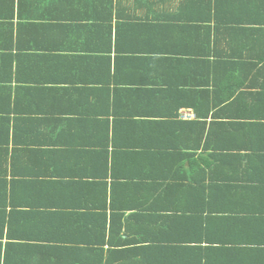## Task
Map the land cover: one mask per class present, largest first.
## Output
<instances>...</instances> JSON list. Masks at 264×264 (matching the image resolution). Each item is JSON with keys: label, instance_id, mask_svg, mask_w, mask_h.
<instances>
[{"label": "crops", "instance_id": "obj_1", "mask_svg": "<svg viewBox=\"0 0 264 264\" xmlns=\"http://www.w3.org/2000/svg\"><path fill=\"white\" fill-rule=\"evenodd\" d=\"M191 102L208 111L200 146L202 127L184 123L201 120ZM8 106L17 120L0 174V264L95 263L83 248L101 238V210L91 205L104 200L103 180L95 181L107 168L108 129L119 138L112 146L133 152L127 162L117 154L109 181L134 170L142 177L134 196L157 209L126 213L123 233L138 264H184L180 242L209 234L212 218L205 233L197 225L189 236L184 217L188 191L194 183L199 194L201 181L213 185L217 217H231L230 233H221L230 240L201 245L220 249L209 264H264V0H0V110ZM126 125L139 129L127 144ZM5 133L1 121L0 141ZM172 173L176 186L159 191L154 181ZM57 199L71 200L64 212L81 221L68 219L62 236ZM197 200L194 209L205 206ZM58 237L63 256L54 254ZM44 246L51 254L41 255ZM122 262L118 254L98 260Z\"/></svg>", "mask_w": 264, "mask_h": 264}, {"label": "trees", "instance_id": "obj_2", "mask_svg": "<svg viewBox=\"0 0 264 264\" xmlns=\"http://www.w3.org/2000/svg\"><path fill=\"white\" fill-rule=\"evenodd\" d=\"M190 105L194 106L195 109L197 110V114L199 116V118L201 117V120L198 121H183L186 125L185 126H196L199 125V128L202 127V129L200 130V135L197 137L196 139V143L197 145L200 146L201 144V140L204 136V130L206 128V121L208 118V111L204 112L200 107H197V102L196 103H190ZM177 112V111H176ZM1 116H0V120L4 123V125L6 126V133H5V142H7V146L3 149L0 148V164H3L2 162H4L5 167H4V172L0 173L1 175H4V177H6L7 173H8V169H7V165L10 161V159L12 158V154H10L9 149H8V142H9V138H10V129L12 127L13 124H15V121L17 120L12 119L11 116H16L14 115L13 110L8 106V108L6 109H1L0 110ZM1 121H0V133H1ZM132 125L134 126L136 124V121H131ZM195 122V123H194ZM191 124V125H190ZM17 125V124H16ZM3 126V125H2ZM139 130L138 128H132L130 125H126L125 126V134L126 132H128L131 136L132 140L126 139L124 138L126 144L128 142H131L134 140L135 135L134 132ZM157 131V127L155 129H153L154 131ZM158 132V131H157ZM175 132V130H174ZM178 130H176L175 133H177ZM163 131L161 133L158 134H162ZM125 136V135H124ZM173 136V134L171 135V137ZM176 140L179 138L180 140V136L179 135H175ZM107 137V141L105 146H103V150L105 152V165H106V171H105V175L103 176V179H99V181H95L97 185H102V180H103V184H104V193L103 192H99L98 196L102 197L104 196V200H102L103 205L99 206V202L101 201L99 198L96 199V202H92V207L97 208L98 210H101V214L100 217L102 219H100L99 223L101 222V226L99 227L98 232H101V238L95 237V236H91L89 238V245L87 248H83V249H88V259H94L95 263H91V264H98V260H103L105 257H109L111 254H118L119 257H121V260H123L124 262H122V264H138V262L136 260L139 259V255H136L135 257L133 255H131L133 253V248L129 247V245L131 244L130 242L132 240H129V235H127L126 239H125V232L124 228L125 225L128 226L127 224V220L126 218H130V216H127V212H131V214L134 215H138V212L144 211L148 208L152 209V210H156L154 209L151 205H149L147 203V198H143V199H139V195L141 194V192H137V196H134V191L132 189L133 186H137L139 185V183H137V180H140L142 177H138V175H136L135 173H130L129 171L125 170L124 173L122 174H118L115 175L117 178L112 179L109 181L108 177H109V169L111 168V166H115L116 162H117V154L120 153V157L118 159H123V162H127L128 160H130L131 156L133 155L132 150L131 152H128L126 149L121 150V152H119L120 150H118L119 148H117L119 146L118 144V140L117 137L113 136L111 138V134H110V130L108 129V132L106 134ZM170 138V137H169ZM173 139V137H172ZM172 139L170 138V140L172 141ZM4 141H0L1 144H5ZM117 147L112 146L113 144ZM4 147V146H3ZM194 151V150H193ZM182 152L187 155V153H185V151L182 150ZM135 154V153H134ZM189 155H193V153H189L187 156ZM3 160V161H1ZM112 167V171H113ZM204 171L205 175H208L207 169L206 168H202ZM210 168H208L209 170ZM105 176V178H104ZM93 178H99V177H94ZM176 180H179L178 176L175 173L170 174L168 177L163 178L164 182H157L154 181L155 184L158 185V189L159 191L161 190H170L172 189L174 186H176ZM205 181H207V177L204 178ZM213 178L210 176L209 177V182L212 181ZM59 183H62V181H60ZM116 188H122L121 192H123V195H115V190ZM213 188L212 184L206 183V182H202L201 184H199V186L197 187V190L200 189V193L199 194H195L196 192V186L194 185V183H192L190 190L188 191L189 193L187 194V200L184 202V211H185V215L184 217L187 219L188 224H187V233L190 236V233H192L191 230L194 229V226L197 225H201L204 233L207 231L208 226L207 223L208 221L212 218V220L214 222H216L214 225H212L211 231H209L208 235H205L203 237H199L197 238L195 241H191V238H186L185 241L180 242L185 244V251H186V257H185V262L184 264H209V261L211 259V255H214L216 253H218L217 251H219L220 249H216L213 248L212 246H210L211 244H208V246H201L202 243L205 240H208V242L210 243V241H214V242H219L220 240L222 241V243L230 240L229 235H227L226 237H228V239H224L223 236L224 233H230V228L231 225L226 224L225 222L230 220L231 221V217L229 216H225L226 218H218L217 217V213L215 212V210L210 208L209 205V199H213V195L209 194V190H211ZM216 188V186H215ZM7 189V186L4 188ZM175 190V189H174ZM6 194L8 193L7 190ZM161 200L163 201H168L169 198L168 197H163L162 195H160ZM203 197V199L206 201L205 206L198 208L196 207V209H194V203L198 202V198ZM120 200H125L123 202H120ZM70 201H66L65 203L70 205ZM65 203H63V200L57 199V204L55 205L56 207H58V212L57 214L60 216L57 219V229L59 231V235H61L62 231L65 230L67 227L65 226V222L69 219H71L74 222H80L81 221L77 218H75V212H70L69 214L64 212L66 209ZM94 203V204H93ZM201 203V202H200ZM147 204V205H146ZM12 208V207H11ZM178 210V209H177ZM162 211V210H159ZM209 215V216H207ZM11 216H9L10 219ZM183 218V217H181ZM8 219V221H9ZM7 222V217H5L4 219V223ZM180 222V221H179ZM10 223V222H9ZM94 224V223H92ZM80 227V226H79ZM82 228V226L80 227V229ZM128 231V230H127ZM190 232V233H189ZM128 233H130L128 231ZM220 236V237H219ZM35 237L37 239V241H39L40 243H44L42 242L43 239L41 237H39V235H32L31 238ZM216 238V240H214V238ZM67 240H70L68 238H66ZM51 240H57V246H54V248H56L54 251V254L56 256H63L64 254V250H67L65 248V244L62 243V241H64L65 239H63L62 237H58L57 239L52 238ZM28 241V243H32L35 244V242H30L32 241V239H27L25 240V242ZM197 243V245H193L190 243ZM135 242H133L132 244H134ZM1 245V243H0ZM59 245V246H58ZM220 245V244H219ZM67 246V245H66ZM106 246H108V248L106 249ZM38 246H33L32 248L29 249V251L31 252V250L35 249ZM78 247V246H77ZM119 247V248H118ZM49 247L44 246V252L41 253V255H46V254H51L50 251H48ZM163 249L160 250L158 257L161 256L162 254L165 253V249L168 248V246H164L162 247ZM207 250H209L207 252ZM201 254V255H200ZM68 253H66L64 255L67 256ZM82 255V254H81ZM200 255V257L198 258V260L195 259L196 256ZM0 256H1V251H0ZM76 257H81L78 254H76ZM134 257V258H133ZM133 258V259H132ZM163 258V257H162ZM162 258H158L157 262L158 264H161V260ZM220 260H222V258H219ZM204 260H208V261H204ZM97 262V263H96ZM29 263V261L27 262ZM183 263V262H182ZM3 264H13L11 261L8 262L6 260V258H4V263ZM24 264V263H21ZM75 264H77L75 262ZM168 264H175L172 262H168ZM213 264V262H212ZM218 264H223V263H218Z\"/></svg>", "mask_w": 264, "mask_h": 264}, {"label": "built area", "instance_id": "obj_3", "mask_svg": "<svg viewBox=\"0 0 264 264\" xmlns=\"http://www.w3.org/2000/svg\"><path fill=\"white\" fill-rule=\"evenodd\" d=\"M184 117H185V118H187V117L190 118L191 116H187V115H186V116H184Z\"/></svg>", "mask_w": 264, "mask_h": 264}]
</instances>
